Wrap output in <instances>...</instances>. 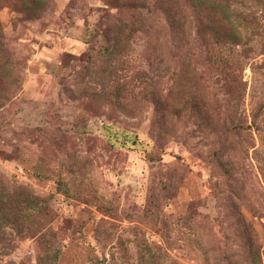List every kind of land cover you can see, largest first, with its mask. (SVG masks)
<instances>
[{"label": "rangeland", "instance_id": "obj_1", "mask_svg": "<svg viewBox=\"0 0 264 264\" xmlns=\"http://www.w3.org/2000/svg\"><path fill=\"white\" fill-rule=\"evenodd\" d=\"M25 1L0 0V188L42 207L0 228V264L55 252V264H264L261 2L232 4L256 25L238 68L206 62L183 10L201 80L178 99L182 61L153 3L151 30L110 62V30L137 18L118 5L132 0H43L36 18Z\"/></svg>", "mask_w": 264, "mask_h": 264}, {"label": "trees", "instance_id": "obj_2", "mask_svg": "<svg viewBox=\"0 0 264 264\" xmlns=\"http://www.w3.org/2000/svg\"><path fill=\"white\" fill-rule=\"evenodd\" d=\"M238 0H132L130 3L120 2L119 9H133L137 12L135 20L118 21L108 34V41L104 52L107 60L119 61L125 57L130 48L133 37L141 32L144 28L151 30L153 9H157L163 16L168 30L170 45L177 52V56L182 61L181 70L175 75V90L174 93L181 98L183 92L192 93L191 85L196 84L201 80L197 69H195L190 60V47L193 39L184 31V9H188L195 22V35L199 47H203L205 52V60L208 64H213L218 69L238 68L241 61L239 56H246L248 49L245 48L244 33L249 29L255 30L254 15L250 11H240L234 9L232 4ZM261 2L264 10V0ZM22 11L28 16L38 17L39 14L46 8V3L43 0H26L22 3ZM166 31V30H165ZM162 33V32H161ZM253 36V33L251 34ZM1 39V38H0ZM1 45V43H0ZM240 49V50H237ZM109 66L107 70H110ZM113 72L110 71L109 75ZM187 82L189 92L183 91V83ZM230 86V85H229ZM227 86L226 89H230ZM128 85L120 86L122 98L132 95L127 89ZM124 89V90H123ZM125 94H124V93ZM228 91L227 94H231ZM115 91H111L105 96L109 99L114 98ZM153 98L155 94L150 93ZM117 98V96H116ZM115 99V98H114ZM155 105H162L161 101L154 100ZM192 107L199 109L196 104ZM236 105L232 106L230 115V123L236 134H241L244 127L239 122L236 125L235 121H239L238 114L234 112ZM200 109H202L200 107ZM41 199L28 192L22 187H13L12 190L0 188V228L6 224L13 222L17 225L20 219L24 218L23 210H36L41 205ZM57 253L52 255L51 263L55 264ZM252 264H256L252 261Z\"/></svg>", "mask_w": 264, "mask_h": 264}]
</instances>
